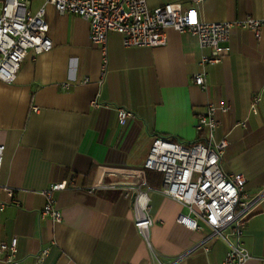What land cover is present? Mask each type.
<instances>
[{"label": "crops", "instance_id": "0c3cea01", "mask_svg": "<svg viewBox=\"0 0 264 264\" xmlns=\"http://www.w3.org/2000/svg\"><path fill=\"white\" fill-rule=\"evenodd\" d=\"M146 2L149 8L166 2L195 7L205 22L264 17V0ZM42 5L52 48L28 52L14 82L0 80V202L6 203L0 210V243L16 239V264H155L154 254L167 264H221L226 241L204 239L207 227L188 229L177 222L186 210L160 191L159 172H146L150 245L135 228L132 201L121 189L88 192L100 166L140 168L156 136L203 141L196 116L211 101L228 105L224 113L216 112V137L228 139L223 172L243 173V194L259 196L241 237L250 255L244 264H264V96L258 112L249 111L251 95L264 88V30L257 39L235 27L230 52L205 65L200 56L207 51L187 31L167 27L168 42L158 47H126L112 31L103 71L88 21L60 14L43 0H29L27 7L34 13ZM197 72L205 73V90L194 83ZM117 108L134 116L119 123ZM120 178L108 174L104 181ZM61 180L72 181L53 193L62 219H41V190ZM7 255L0 252V264H10Z\"/></svg>", "mask_w": 264, "mask_h": 264}, {"label": "built area", "instance_id": "2783aa9c", "mask_svg": "<svg viewBox=\"0 0 264 264\" xmlns=\"http://www.w3.org/2000/svg\"><path fill=\"white\" fill-rule=\"evenodd\" d=\"M200 1V0H195ZM60 13L81 16L89 23V38L101 56V70L108 61L107 34L117 32L122 44L129 46H165L168 42L167 27L177 31H187L195 37L202 52L200 64L218 63L230 51V35L235 27L249 30L259 39L264 30V17L247 16L233 21H203L195 7L183 8L181 3L166 2L149 8L146 0H43ZM29 0H0V80L12 83L16 79L22 59L28 52L35 54L52 48L49 25L42 5L31 13L27 7ZM194 83L206 89L204 72H197ZM264 90V88H262ZM254 92L250 99V113H257L264 92ZM203 112L196 116L195 130L203 131V141L183 143L162 136L154 137L145 160L140 168L100 166V176L88 188V192L106 187L121 189L122 196L130 198L134 210V226L147 240V229L152 224L148 215L149 191L147 170L161 174L160 191L178 201L186 212H179L177 222L188 229L209 228L204 239L216 236L228 245L226 256L221 264H244L250 257L242 246L246 219L252 213L256 199L243 194L245 176L243 173H225L221 167L222 155L228 139L217 138L215 130L219 125L216 112L224 113L228 105L211 101ZM36 109V107L34 108ZM119 123H124L133 112L117 108ZM245 125V122H241ZM4 142L0 131V171ZM108 174L120 176V180L104 181ZM72 181L61 180L51 183L40 193L45 204L39 217L51 218L56 222L62 219V212L55 206L53 193L62 190ZM145 186V187H144ZM11 196L12 189L3 187ZM18 203L15 199L11 200ZM6 205L0 202V210ZM8 251L7 261L16 264L14 253L16 239L9 244L0 243V252ZM46 250L43 252L45 253ZM155 264L164 263L154 254Z\"/></svg>", "mask_w": 264, "mask_h": 264}, {"label": "trees", "instance_id": "16d2710c", "mask_svg": "<svg viewBox=\"0 0 264 264\" xmlns=\"http://www.w3.org/2000/svg\"><path fill=\"white\" fill-rule=\"evenodd\" d=\"M149 171H151V170H149Z\"/></svg>", "mask_w": 264, "mask_h": 264}]
</instances>
